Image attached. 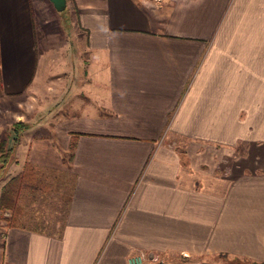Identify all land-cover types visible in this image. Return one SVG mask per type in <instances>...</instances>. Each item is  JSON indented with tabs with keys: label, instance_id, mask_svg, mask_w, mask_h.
Instances as JSON below:
<instances>
[{
	"label": "crops",
	"instance_id": "0c3cea01",
	"mask_svg": "<svg viewBox=\"0 0 264 264\" xmlns=\"http://www.w3.org/2000/svg\"><path fill=\"white\" fill-rule=\"evenodd\" d=\"M72 4L0 0V264H264V0Z\"/></svg>",
	"mask_w": 264,
	"mask_h": 264
},
{
	"label": "rangeland",
	"instance_id": "374dc122",
	"mask_svg": "<svg viewBox=\"0 0 264 264\" xmlns=\"http://www.w3.org/2000/svg\"><path fill=\"white\" fill-rule=\"evenodd\" d=\"M34 2H35L36 24L40 29V31L43 32V34L46 37L48 36L51 37L52 42L53 39L55 41L57 40V42L59 43L61 42L62 44L65 43L67 44V41H70L71 42V45L69 43L70 51H72V48L78 49L80 43V38L78 37L80 36V34H82V32L80 29H78L76 25L75 10L72 4V0H66V7L62 11L55 10V8L53 7L52 3L49 0H34ZM65 47L66 46H64V48ZM1 119L3 120V118ZM18 122L23 123L22 126L23 128L21 132L24 131L27 127L26 122L24 121L12 122L11 116L9 115L4 116V122L2 123V125L0 124V141H6L5 136L8 134V131L12 133L13 126ZM11 136L12 135L10 134V138ZM10 144H11V139L8 141V145ZM11 159L12 156L10 160ZM5 166L3 167L0 166V168H4ZM60 206L62 209V203ZM61 215H62V210L60 216Z\"/></svg>",
	"mask_w": 264,
	"mask_h": 264
},
{
	"label": "trees",
	"instance_id": "16d2710c",
	"mask_svg": "<svg viewBox=\"0 0 264 264\" xmlns=\"http://www.w3.org/2000/svg\"><path fill=\"white\" fill-rule=\"evenodd\" d=\"M23 123L18 122L13 126L12 129V137H11V144H6L5 141H0V166H5L9 161L13 154L14 147L18 142L19 134L22 130ZM11 182H7L4 185L1 196H0V210L4 207L8 206L11 201Z\"/></svg>",
	"mask_w": 264,
	"mask_h": 264
},
{
	"label": "built area",
	"instance_id": "2783aa9c",
	"mask_svg": "<svg viewBox=\"0 0 264 264\" xmlns=\"http://www.w3.org/2000/svg\"><path fill=\"white\" fill-rule=\"evenodd\" d=\"M150 260L152 259L149 258L147 253L140 252L130 258V264H147V262H149ZM1 264H8V263L4 261ZM152 264H166V263L161 259H154V262Z\"/></svg>",
	"mask_w": 264,
	"mask_h": 264
},
{
	"label": "water",
	"instance_id": "95a60500",
	"mask_svg": "<svg viewBox=\"0 0 264 264\" xmlns=\"http://www.w3.org/2000/svg\"><path fill=\"white\" fill-rule=\"evenodd\" d=\"M49 1L52 3L53 7L57 11H62L66 7V0H49Z\"/></svg>",
	"mask_w": 264,
	"mask_h": 264
}]
</instances>
